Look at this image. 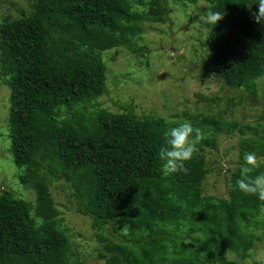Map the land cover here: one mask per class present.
Listing matches in <instances>:
<instances>
[{
  "label": "trees",
  "instance_id": "16d2710c",
  "mask_svg": "<svg viewBox=\"0 0 264 264\" xmlns=\"http://www.w3.org/2000/svg\"><path fill=\"white\" fill-rule=\"evenodd\" d=\"M198 1L27 0L1 18L0 81L10 91L6 137L15 169L8 186L0 183V264H89L72 251L53 199L60 179L73 211L99 231L101 264H253L228 253L246 259L264 240V201L236 186L244 154L264 157V133L214 112H183L206 138L187 175L165 174L163 133L180 121L99 104L108 90L105 57L115 59L120 48L143 54L140 34L166 22L168 3ZM205 1L224 13L208 24L205 72L254 95L264 74V20L256 23L246 4L257 11L256 0ZM235 130L227 194H204L212 171L206 148L216 150L220 135Z\"/></svg>",
  "mask_w": 264,
  "mask_h": 264
},
{
  "label": "rangeland",
  "instance_id": "374dc122",
  "mask_svg": "<svg viewBox=\"0 0 264 264\" xmlns=\"http://www.w3.org/2000/svg\"><path fill=\"white\" fill-rule=\"evenodd\" d=\"M27 0H0V20L6 14L16 15ZM165 23L150 22L140 34L138 45L145 46L143 54L120 48L115 59L106 58L107 93L99 104L110 111L125 108L137 115H153L183 122L191 117L183 112H214L227 120L248 124L264 133V74L258 78L255 94L244 88L230 90L205 72L208 24L200 17L207 11V2L172 5L168 3ZM9 88L0 81V183L8 186L13 180L14 165L6 137ZM238 131L223 132L216 150L206 148L212 171L205 179L204 194L226 196L229 172L238 157ZM245 134H252L248 130ZM3 152V153H2ZM218 168H221L220 170ZM2 189V187H1ZM51 193L60 204L63 226L72 251L89 264H101L95 247L99 244L90 219L73 211L69 188L63 179L54 183ZM27 198L34 193L25 190ZM254 232L259 235L260 229ZM250 256L243 259L228 253L229 259L264 264V240L255 241Z\"/></svg>",
  "mask_w": 264,
  "mask_h": 264
},
{
  "label": "clouds",
  "instance_id": "9594fccd",
  "mask_svg": "<svg viewBox=\"0 0 264 264\" xmlns=\"http://www.w3.org/2000/svg\"><path fill=\"white\" fill-rule=\"evenodd\" d=\"M253 5L249 3L246 4V7L251 12L255 22L261 23L264 20V0H256L257 11H252ZM223 18L224 13L213 11L211 5L200 17L204 23L213 26L217 25ZM172 123L175 126L169 127L164 131L165 143L159 150V158L164 162L162 170L165 174L183 172L187 175L189 173L187 164L198 152L196 146L206 136L203 130L199 127H194L191 121L185 120L179 123ZM243 161L244 163L240 166V178L236 181L237 188L245 194L255 195L259 200L264 201V173L254 175L256 169L264 163V157H258L254 152L245 153ZM122 231L126 233L127 228H122Z\"/></svg>",
  "mask_w": 264,
  "mask_h": 264
}]
</instances>
